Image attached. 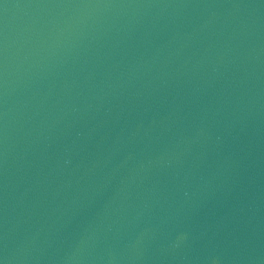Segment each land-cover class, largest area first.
I'll use <instances>...</instances> for the list:
<instances>
[{"label": "water", "instance_id": "water-1", "mask_svg": "<svg viewBox=\"0 0 264 264\" xmlns=\"http://www.w3.org/2000/svg\"><path fill=\"white\" fill-rule=\"evenodd\" d=\"M3 264H264V0H0Z\"/></svg>", "mask_w": 264, "mask_h": 264}, {"label": "snow or ice", "instance_id": "snow-or-ice-1", "mask_svg": "<svg viewBox=\"0 0 264 264\" xmlns=\"http://www.w3.org/2000/svg\"><path fill=\"white\" fill-rule=\"evenodd\" d=\"M0 264H3V260H0Z\"/></svg>", "mask_w": 264, "mask_h": 264}]
</instances>
